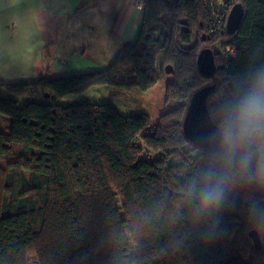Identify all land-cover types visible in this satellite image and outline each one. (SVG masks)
I'll return each mask as SVG.
<instances>
[{"label": "trees", "instance_id": "1", "mask_svg": "<svg viewBox=\"0 0 264 264\" xmlns=\"http://www.w3.org/2000/svg\"><path fill=\"white\" fill-rule=\"evenodd\" d=\"M139 1L137 38L107 69L0 84V264H27L29 255L38 264H264V215L248 210L253 199L264 205V194L237 191L220 213L199 220L185 194L205 150L186 139L181 122L191 95L208 85L197 67L207 9L200 0ZM236 1L244 10L233 36L237 59L210 45L220 81L210 113L264 67V0ZM124 64L143 91L169 65L165 104H178L157 124L112 103L60 104L89 87L120 85L113 82ZM218 93L223 99L213 102Z\"/></svg>", "mask_w": 264, "mask_h": 264}, {"label": "crops", "instance_id": "2", "mask_svg": "<svg viewBox=\"0 0 264 264\" xmlns=\"http://www.w3.org/2000/svg\"><path fill=\"white\" fill-rule=\"evenodd\" d=\"M144 12L139 0H0V84L103 71Z\"/></svg>", "mask_w": 264, "mask_h": 264}, {"label": "clouds", "instance_id": "3", "mask_svg": "<svg viewBox=\"0 0 264 264\" xmlns=\"http://www.w3.org/2000/svg\"><path fill=\"white\" fill-rule=\"evenodd\" d=\"M209 123L210 130L199 134L202 163L185 193L196 201L198 220L220 213L237 191L264 194V67L246 74ZM248 210L264 215V205L254 199Z\"/></svg>", "mask_w": 264, "mask_h": 264}, {"label": "rangeland", "instance_id": "4", "mask_svg": "<svg viewBox=\"0 0 264 264\" xmlns=\"http://www.w3.org/2000/svg\"><path fill=\"white\" fill-rule=\"evenodd\" d=\"M201 3L203 4V1L200 0ZM204 6V5H203ZM205 7V6H204ZM209 15V13H208ZM219 16L216 13H213V18L214 19H218ZM227 21V16L224 18L223 20V24L225 26ZM215 25L214 22H210L209 23V27H208V33L209 29ZM204 38H206L205 42H203L201 45L202 46H209L213 45V42H215L214 47L217 50L218 47V41H220L221 39L215 38L213 36V39L208 41L207 39H210L212 37H209V35L204 34L202 35ZM234 34L232 36H228V37H233ZM228 37H224V38H228ZM212 49V47H210ZM161 56V54L159 55V57ZM214 65L215 67L218 66V63L216 61V57L214 56ZM120 72L117 74V80L116 78H114V82L113 83H123L121 85H99V86H94V87H89L87 90H85L82 93H78V94H72V95H68L65 98H63L60 101V104L63 106H69L71 104H75L72 102H77L80 100H85V101H89V102H93V103H99V104H103V103H112L113 106L116 108V110L123 116H132V115H140V114H148L150 119H151V123L152 124H157L160 117L168 110H170L172 107L175 106V104H178V100H176L177 102H171V100L167 103V105L165 104L164 100H165V89H166V84L167 81L171 78V75L168 74V70L165 69V73L167 74V76L163 79H161L158 83H156L152 88H150L149 90L143 91L141 89H139L138 87H136L135 85H131L133 83V81H131L132 77V73L130 71V66L128 65H123L120 68ZM170 69V68H169ZM209 79H205L207 80V86H213L211 88V94L213 93V91L216 90V88L219 86L220 81L216 78V74L214 75H210L208 76ZM215 78V79H214ZM117 81V82H116ZM131 83V84H130ZM173 85V84H172ZM210 94V95H211ZM223 94L218 93L215 96L212 95L213 98V102H219L223 99ZM210 100V97H209ZM208 100V102H209ZM209 109V108H208ZM2 116H0V125H1V130L3 132L6 131L5 129V125L6 122L3 118H1ZM263 243H264V238L262 239ZM129 246L132 247L133 246V242L130 241L128 242ZM27 264H38L37 262V258L35 255H29L27 257Z\"/></svg>", "mask_w": 264, "mask_h": 264}, {"label": "water", "instance_id": "5", "mask_svg": "<svg viewBox=\"0 0 264 264\" xmlns=\"http://www.w3.org/2000/svg\"><path fill=\"white\" fill-rule=\"evenodd\" d=\"M243 15L244 10L242 5L240 3L234 4L229 11L225 26V32L228 36L236 33ZM197 67L202 74L206 76L213 75L215 69L214 56L210 49H204L199 53ZM212 87L205 86L191 95L181 122L182 132L186 139L202 148L204 147L201 145L199 134L211 128L209 123L210 112L208 109V100L212 92ZM249 236L253 241L254 247L260 249L261 242L258 232L252 230L249 232Z\"/></svg>", "mask_w": 264, "mask_h": 264}, {"label": "built area", "instance_id": "6", "mask_svg": "<svg viewBox=\"0 0 264 264\" xmlns=\"http://www.w3.org/2000/svg\"><path fill=\"white\" fill-rule=\"evenodd\" d=\"M203 5L207 9L209 13V23L212 21L215 25H213L208 33L210 36H214L215 38L219 37L222 32L225 30V26L223 24V20L226 16H228L229 11L233 7L234 4L237 3L236 0H202ZM213 13L218 14L219 17L217 20L213 18ZM226 25V24H225ZM232 38H221L218 41L217 51L227 60H236L237 59V47L236 41H231Z\"/></svg>", "mask_w": 264, "mask_h": 264}, {"label": "flooded vegetation", "instance_id": "7", "mask_svg": "<svg viewBox=\"0 0 264 264\" xmlns=\"http://www.w3.org/2000/svg\"><path fill=\"white\" fill-rule=\"evenodd\" d=\"M228 17V16H227ZM226 26V25H225ZM226 30H224L223 32H222V34H221V36H222V38H224V37H227L228 35L226 34V32H225ZM211 37V36H210ZM202 38H203V40H206V38H204L203 36H202ZM233 40H235V37L233 38V39H231V41H233ZM205 42V41H204ZM208 50V49H210L211 51H212V49L209 47V46H206V47H204L203 49H201V51L202 50ZM200 51V52H201ZM199 52V53H200ZM212 53H213V51H212ZM160 60H161V56L159 57V55H158V57H157V65H159V62H160ZM165 67L168 69V72L170 71L169 70V65H165ZM169 74V73H168ZM170 75H171V73H170ZM167 76V75H166Z\"/></svg>", "mask_w": 264, "mask_h": 264}]
</instances>
